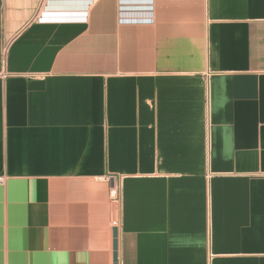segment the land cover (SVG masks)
I'll use <instances>...</instances> for the list:
<instances>
[{
  "label": "crops",
  "instance_id": "0c3cea01",
  "mask_svg": "<svg viewBox=\"0 0 264 264\" xmlns=\"http://www.w3.org/2000/svg\"><path fill=\"white\" fill-rule=\"evenodd\" d=\"M0 176V264H264V0H0Z\"/></svg>",
  "mask_w": 264,
  "mask_h": 264
},
{
  "label": "built area",
  "instance_id": "2783aa9c",
  "mask_svg": "<svg viewBox=\"0 0 264 264\" xmlns=\"http://www.w3.org/2000/svg\"><path fill=\"white\" fill-rule=\"evenodd\" d=\"M44 0H42L43 2ZM94 1V0H92ZM4 50V49H3ZM105 180L108 183V198L112 203H119L121 200V187L120 183H115L111 177H106ZM4 181V177L0 176V184Z\"/></svg>",
  "mask_w": 264,
  "mask_h": 264
}]
</instances>
